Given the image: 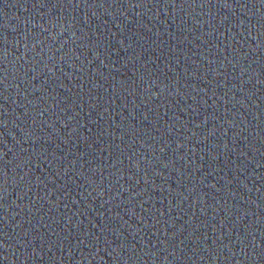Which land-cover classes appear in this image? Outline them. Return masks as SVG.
Instances as JSON below:
<instances>
[{
	"label": "water",
	"instance_id": "water-1",
	"mask_svg": "<svg viewBox=\"0 0 264 264\" xmlns=\"http://www.w3.org/2000/svg\"><path fill=\"white\" fill-rule=\"evenodd\" d=\"M0 264H264V0H0Z\"/></svg>",
	"mask_w": 264,
	"mask_h": 264
}]
</instances>
